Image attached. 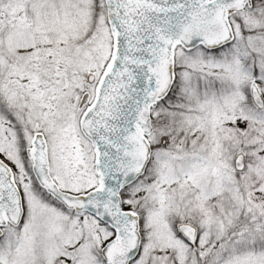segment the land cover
<instances>
[{"label":"snow or ice","instance_id":"6c2138e0","mask_svg":"<svg viewBox=\"0 0 264 264\" xmlns=\"http://www.w3.org/2000/svg\"><path fill=\"white\" fill-rule=\"evenodd\" d=\"M0 264H264V0H0Z\"/></svg>","mask_w":264,"mask_h":264}]
</instances>
